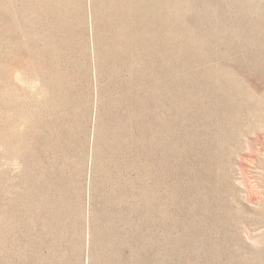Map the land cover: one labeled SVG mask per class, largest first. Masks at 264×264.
Masks as SVG:
<instances>
[{
  "label": "rangeland",
  "instance_id": "1",
  "mask_svg": "<svg viewBox=\"0 0 264 264\" xmlns=\"http://www.w3.org/2000/svg\"><path fill=\"white\" fill-rule=\"evenodd\" d=\"M0 264H264V0H0Z\"/></svg>",
  "mask_w": 264,
  "mask_h": 264
}]
</instances>
